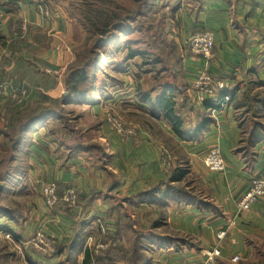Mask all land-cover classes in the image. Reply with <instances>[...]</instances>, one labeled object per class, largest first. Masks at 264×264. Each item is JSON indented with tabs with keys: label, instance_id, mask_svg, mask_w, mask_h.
I'll list each match as a JSON object with an SVG mask.
<instances>
[{
	"label": "crops",
	"instance_id": "1",
	"mask_svg": "<svg viewBox=\"0 0 264 264\" xmlns=\"http://www.w3.org/2000/svg\"><path fill=\"white\" fill-rule=\"evenodd\" d=\"M69 2L0 0V264H83L87 252L95 264H199L215 249V264H241L263 253L264 197L248 212L238 203L264 177V0L176 1L183 55L173 72H136L135 87L126 70L109 91L67 100L84 45ZM207 30L215 47L204 58L189 38ZM160 97L175 101L180 131ZM80 102L101 155L79 127L55 130ZM213 148L223 171L204 163ZM40 233L47 249L33 244Z\"/></svg>",
	"mask_w": 264,
	"mask_h": 264
},
{
	"label": "rangeland",
	"instance_id": "2",
	"mask_svg": "<svg viewBox=\"0 0 264 264\" xmlns=\"http://www.w3.org/2000/svg\"><path fill=\"white\" fill-rule=\"evenodd\" d=\"M152 1L157 4H151ZM176 1L186 0H70L68 12L81 23L84 31L81 62L92 64L87 83L105 93L119 84L126 70L133 77L135 87L137 73L159 77L163 69L173 72L183 55L178 30L172 20ZM108 21L111 26L105 28ZM117 23L122 26L113 31L111 27ZM133 51L139 54L132 55ZM82 102H88V99ZM82 102L77 103L76 108H69L74 107L70 103L65 105L67 108L61 112V126L55 130L65 125L69 133L70 129L79 127L83 130L84 144L89 143L93 152L101 155L104 151L101 141L93 131L84 132L90 123L85 110L90 104ZM55 104L52 102L51 105L55 108ZM67 138L72 137L67 135ZM241 264H264V252Z\"/></svg>",
	"mask_w": 264,
	"mask_h": 264
},
{
	"label": "built area",
	"instance_id": "3",
	"mask_svg": "<svg viewBox=\"0 0 264 264\" xmlns=\"http://www.w3.org/2000/svg\"><path fill=\"white\" fill-rule=\"evenodd\" d=\"M189 46L191 51L200 57L209 58L213 54L215 47V35L212 31H201L194 33L189 38ZM116 127H121L119 120L111 118ZM204 163L208 169L211 171H223L225 169V160L222 152L218 148H213L204 157ZM45 199L50 207H54L58 201L59 197L57 195V185L51 183L46 187ZM264 197V177H254L251 181L250 189L242 197L238 203V208L241 212H248L251 206ZM64 200L69 204H74L78 200V195L74 189H68L64 195ZM224 232L220 233V238L224 236ZM7 238L13 239L11 234H6ZM36 248L47 249L50 247V240L45 237L42 233L38 234L36 239L33 241ZM220 254L219 249H215L212 253L208 255L204 262L199 264H215L216 256Z\"/></svg>",
	"mask_w": 264,
	"mask_h": 264
},
{
	"label": "trees",
	"instance_id": "4",
	"mask_svg": "<svg viewBox=\"0 0 264 264\" xmlns=\"http://www.w3.org/2000/svg\"><path fill=\"white\" fill-rule=\"evenodd\" d=\"M148 2V0H147ZM150 2V0H149ZM147 4V3H145ZM105 28H109L111 26V22L108 21L106 22V24L104 25ZM122 26V23H117L115 25H113L111 28H113V31L118 30L119 27ZM102 38V37H100ZM132 55H138V52L133 51ZM82 56V54L80 55ZM82 60V58H81ZM80 61H77V63L74 65L76 68L72 71V81L71 83L68 85V99L70 100L71 98H78V97H88L89 94L91 93L93 87H92V83H87L88 82V73L90 70V67L92 64H85L82 63ZM99 60V59H98ZM98 62V61H95ZM93 62V64L95 63ZM86 69V70H85ZM90 84V85H88ZM156 106L158 108H162L163 110H165L166 115L168 116V118H170L174 125L176 126V128L178 129V131H180V127L182 125V121L181 119L176 115L175 113V101L172 98H168V97H160L159 101L156 103ZM55 108L52 107L51 110H53ZM46 116H43V114H41V119L45 118ZM38 119V117L36 118ZM35 119V120H36ZM26 127L24 125H19V127H17V129H13V131L11 132V138H13L14 140H20V135L22 133V130H24ZM12 149V148H11ZM12 150H16L15 147ZM59 202V201H58ZM83 264H95L94 261H92V258L90 257V253L87 252L84 263Z\"/></svg>",
	"mask_w": 264,
	"mask_h": 264
},
{
	"label": "water",
	"instance_id": "5",
	"mask_svg": "<svg viewBox=\"0 0 264 264\" xmlns=\"http://www.w3.org/2000/svg\"><path fill=\"white\" fill-rule=\"evenodd\" d=\"M4 188H5L4 184L0 183V194L4 191Z\"/></svg>",
	"mask_w": 264,
	"mask_h": 264
}]
</instances>
